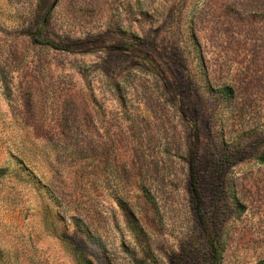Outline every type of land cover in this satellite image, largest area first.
I'll use <instances>...</instances> for the list:
<instances>
[{"label":"rangeland","instance_id":"374dc122","mask_svg":"<svg viewBox=\"0 0 264 264\" xmlns=\"http://www.w3.org/2000/svg\"><path fill=\"white\" fill-rule=\"evenodd\" d=\"M0 264H264V0H0Z\"/></svg>","mask_w":264,"mask_h":264},{"label":"trees","instance_id":"16d2710c","mask_svg":"<svg viewBox=\"0 0 264 264\" xmlns=\"http://www.w3.org/2000/svg\"><path fill=\"white\" fill-rule=\"evenodd\" d=\"M39 43L41 44H47V45H50L52 47H55V48H60L61 46H59L58 44H54L50 41H47V40H37ZM194 173V168L191 167V174L193 175ZM192 190L195 194V201H196V210H197V215L200 219V221L202 222V227L205 231H207L205 225H204V220H203V206L201 204V201H200V198H199V194H198V190L192 185ZM211 248L213 249V255L214 253L216 254L217 251H216V248H214V246H212L211 244ZM214 259H216V257H214Z\"/></svg>","mask_w":264,"mask_h":264}]
</instances>
